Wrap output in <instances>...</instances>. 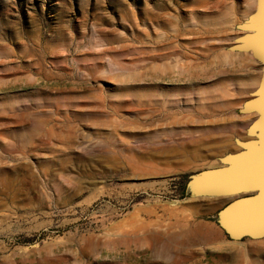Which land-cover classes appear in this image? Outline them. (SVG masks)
I'll return each mask as SVG.
<instances>
[{
	"label": "rangeland",
	"instance_id": "374dc122",
	"mask_svg": "<svg viewBox=\"0 0 264 264\" xmlns=\"http://www.w3.org/2000/svg\"><path fill=\"white\" fill-rule=\"evenodd\" d=\"M253 5L0 0V264H264L187 189L255 115Z\"/></svg>",
	"mask_w": 264,
	"mask_h": 264
},
{
	"label": "water",
	"instance_id": "95a60500",
	"mask_svg": "<svg viewBox=\"0 0 264 264\" xmlns=\"http://www.w3.org/2000/svg\"><path fill=\"white\" fill-rule=\"evenodd\" d=\"M234 27L240 33L226 49L249 53L260 70L237 111L255 115L244 128L246 138L233 139L238 149L218 156V165L190 174L187 189L191 197L228 198L215 222L229 239H259L264 237V0H254Z\"/></svg>",
	"mask_w": 264,
	"mask_h": 264
},
{
	"label": "crops",
	"instance_id": "0c3cea01",
	"mask_svg": "<svg viewBox=\"0 0 264 264\" xmlns=\"http://www.w3.org/2000/svg\"><path fill=\"white\" fill-rule=\"evenodd\" d=\"M257 240H258L257 244H258V245H261V246L264 248V237L259 238V239H257Z\"/></svg>",
	"mask_w": 264,
	"mask_h": 264
},
{
	"label": "trees",
	"instance_id": "16d2710c",
	"mask_svg": "<svg viewBox=\"0 0 264 264\" xmlns=\"http://www.w3.org/2000/svg\"><path fill=\"white\" fill-rule=\"evenodd\" d=\"M178 184H179L178 186H179L180 190H184V186H185V185H183L184 182H182V183H178Z\"/></svg>",
	"mask_w": 264,
	"mask_h": 264
}]
</instances>
